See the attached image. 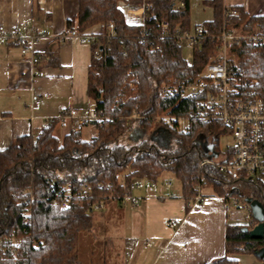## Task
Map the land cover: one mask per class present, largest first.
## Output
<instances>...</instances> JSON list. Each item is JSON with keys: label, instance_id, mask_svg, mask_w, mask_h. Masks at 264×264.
Instances as JSON below:
<instances>
[{"label": "trees", "instance_id": "1", "mask_svg": "<svg viewBox=\"0 0 264 264\" xmlns=\"http://www.w3.org/2000/svg\"><path fill=\"white\" fill-rule=\"evenodd\" d=\"M122 1L79 0L76 24L68 22V27L79 34L101 24L115 27L116 36H99L91 45L88 97L97 114L106 120L97 126V137L87 142L70 133L61 142L55 135L61 122L57 118L37 139L19 137L0 151L1 264H79V239L95 224L94 207L119 203L130 194L134 180L155 184L170 173L181 183L187 200H193L197 186L202 185L217 197L235 196L241 203L256 200L264 206V185L248 179L232 180L215 168L200 167L209 155L199 139L218 141L228 134L226 128L192 118L191 102L158 94L162 82L194 78L217 51L215 43L204 41L195 47L189 62L181 44L167 37L176 30L192 29L188 0H146L153 4V11L145 13L150 19L144 28L126 23L118 8ZM181 2H185L184 8L179 6ZM205 5L214 8L215 18L203 27L217 36L227 21L223 1L211 0ZM234 9L239 15L228 19L229 29L251 31L258 26L264 32V17H249L242 9ZM163 21L170 24L169 29L162 28ZM97 51L99 57L95 56ZM239 52L243 77L256 80L257 94L264 97V46L244 44ZM187 119L189 125L180 131L179 122ZM159 126L172 128V148L163 150L151 142ZM134 132L141 140L127 146L125 141ZM217 141L212 147L219 151ZM67 183L73 186L74 198L71 206L62 210L53 206L52 198ZM86 188L87 193L81 196ZM258 224L252 217L248 224L228 225L226 257L211 264H239L231 256L255 255L264 249V239H253L245 232ZM11 237L20 243L16 258L6 244Z\"/></svg>", "mask_w": 264, "mask_h": 264}, {"label": "crops", "instance_id": "2", "mask_svg": "<svg viewBox=\"0 0 264 264\" xmlns=\"http://www.w3.org/2000/svg\"><path fill=\"white\" fill-rule=\"evenodd\" d=\"M145 1L118 4L128 25L143 23ZM207 1L211 0H188L192 28L214 20V8L205 5ZM222 1L224 8L264 17V0ZM78 10L79 0H0V35L11 37L19 30L26 37L24 24L30 21L40 37L34 44L40 57L35 67L23 58L20 46L0 44V151L19 137L37 139L45 122L72 109L94 108L88 97L92 48L71 36L75 31L68 27V22L76 24ZM99 30L97 25L85 32ZM36 99L39 106L34 105ZM70 133L68 122L55 131L61 142ZM97 134L94 126H87L82 138L89 142ZM136 194L141 198L139 207L111 202L96 214L93 228L80 236L79 264H211L226 257L227 226L247 221L244 212H227L225 199L208 187L201 204H189L181 183L178 186L167 176ZM231 258L239 264H264L255 255Z\"/></svg>", "mask_w": 264, "mask_h": 264}, {"label": "built area", "instance_id": "3", "mask_svg": "<svg viewBox=\"0 0 264 264\" xmlns=\"http://www.w3.org/2000/svg\"><path fill=\"white\" fill-rule=\"evenodd\" d=\"M185 2L179 6L185 7ZM153 11V4L145 1L144 21L140 25L144 28L145 22L150 17L145 13ZM239 15V11L234 8H224V16L227 18L223 31L217 35H210L203 25L192 28L190 31H174L167 34L168 38L178 41L183 47V51L190 54L189 62L192 59L195 47H199L204 41L211 40L216 44L217 51L212 56L210 62L190 80H172L162 82L158 87V94L165 98L179 101H189L193 106L192 118H197L205 124H221L228 131L226 136L232 138V145L227 152L222 153L212 148L210 156L200 162V167H212L220 174L232 180L248 179L258 184L264 185V97L257 94L256 80L245 79L241 73V57L239 49L247 44L253 48L264 46V32L256 26L251 31L231 30L228 28V19ZM30 21L25 22L26 37L21 36L19 30L15 31L11 37L0 35V44L12 42L20 46L23 58L37 66L40 61L34 44L40 40L36 30L30 26ZM163 29H169L170 24L166 21L161 23ZM116 36L113 24H101L100 30L96 33H70L77 37L81 43L92 45L99 36ZM126 55V53H124ZM96 57L100 56L97 51ZM41 101L35 100L34 105L39 106ZM136 118V116H134ZM62 123H69L70 131L76 135H82L87 126L103 124L106 120L100 117L95 108L72 109L60 118ZM113 123V120H108ZM189 125L190 120L180 121ZM179 122V126H180ZM50 122H45L42 130L48 129ZM184 129V130H185ZM205 182V179H203ZM153 183L148 181L134 180L130 185V194L119 201V204L126 206L132 204L139 207L141 198L137 192L148 191ZM172 183L167 182L166 187L171 188ZM203 186L198 185V194L193 200H188L189 204L199 205L203 202ZM87 188L80 193H87ZM74 198V190L71 183H67L56 192L52 198L54 207L62 210L71 206ZM227 203V212L241 211L246 213L247 221L253 217L249 203H241L235 196L224 198ZM104 205L94 207L95 214H101ZM246 221V222H247ZM6 244L11 246L12 257L18 256L19 241L11 237L6 240ZM2 246V245H1ZM39 244H35L38 248ZM5 254V253H4ZM2 258H0L1 264Z\"/></svg>", "mask_w": 264, "mask_h": 264}, {"label": "rangeland", "instance_id": "4", "mask_svg": "<svg viewBox=\"0 0 264 264\" xmlns=\"http://www.w3.org/2000/svg\"><path fill=\"white\" fill-rule=\"evenodd\" d=\"M184 56L186 59L191 58L189 52H187V51L184 52ZM167 123L171 124V121L168 120ZM173 123H175V122H173ZM185 126H186L185 123L180 122V126H178V128L180 131L181 130L184 131ZM80 136L82 138L83 134ZM96 137H94L93 139H95ZM82 140H83V138H82ZM140 140H141L140 134L134 132L126 139L125 144L127 146H132V145L137 144ZM216 141H217L216 139H214L213 142H211L210 140L204 141V139L202 137L199 139V142L201 143L203 149L205 150V152L209 156H210V147L213 146V144ZM151 142L155 143L158 147H160L163 150H167V149L172 148V146H174V144H175V135L173 133L172 128H170L168 126H159L157 129H155L153 131L152 136H151ZM217 142L219 144V148H220L221 152L225 153V152H227L228 148H230L232 145V138L230 136L225 135V136L221 137ZM164 176L173 178L174 183L178 186L180 185V183L176 180L174 175H171L170 173H166L162 177H164ZM249 222L250 221H247V222H245V224H248Z\"/></svg>", "mask_w": 264, "mask_h": 264}, {"label": "water", "instance_id": "5", "mask_svg": "<svg viewBox=\"0 0 264 264\" xmlns=\"http://www.w3.org/2000/svg\"><path fill=\"white\" fill-rule=\"evenodd\" d=\"M212 146L210 147V151L212 150ZM248 203L251 206L253 218L259 223L254 229L245 232H249L251 237L256 240L264 239V206L259 201L249 200ZM255 256L259 259H264V249L257 252Z\"/></svg>", "mask_w": 264, "mask_h": 264}]
</instances>
